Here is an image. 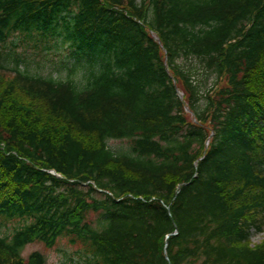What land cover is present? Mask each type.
<instances>
[{
  "label": "trees",
  "instance_id": "16d2710c",
  "mask_svg": "<svg viewBox=\"0 0 264 264\" xmlns=\"http://www.w3.org/2000/svg\"><path fill=\"white\" fill-rule=\"evenodd\" d=\"M18 33L72 52L0 71V264H264V0H0Z\"/></svg>",
  "mask_w": 264,
  "mask_h": 264
},
{
  "label": "rangeland",
  "instance_id": "374dc122",
  "mask_svg": "<svg viewBox=\"0 0 264 264\" xmlns=\"http://www.w3.org/2000/svg\"><path fill=\"white\" fill-rule=\"evenodd\" d=\"M36 43L38 45L36 46ZM34 45L36 47H34ZM69 44L64 43L62 38L57 37L47 43L37 42L36 39H27L25 34H14L4 44L0 45V71L7 75H15L14 59H19L21 69H28L32 73L53 74L54 77L66 75V69L60 70L63 62L69 61L70 54ZM9 59H4L5 57ZM108 147L114 153H122L128 150L127 140H110ZM84 186V185H83ZM30 219L13 218L7 216L0 217V229L5 236H12L16 230L29 224ZM251 241L258 245L264 239V230L259 231L252 228ZM39 251L45 258L47 264H85L88 260L93 259L89 248L80 243L71 245L69 239L62 238L54 248H46L42 243H33L23 248L22 256L27 258L31 253Z\"/></svg>",
  "mask_w": 264,
  "mask_h": 264
}]
</instances>
